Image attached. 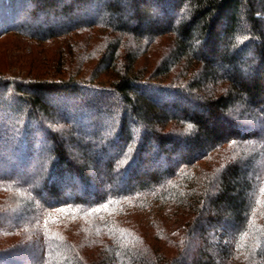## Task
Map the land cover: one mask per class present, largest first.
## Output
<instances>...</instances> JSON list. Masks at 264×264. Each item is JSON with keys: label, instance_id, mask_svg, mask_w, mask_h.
<instances>
[{"label": "trees", "instance_id": "obj_1", "mask_svg": "<svg viewBox=\"0 0 264 264\" xmlns=\"http://www.w3.org/2000/svg\"><path fill=\"white\" fill-rule=\"evenodd\" d=\"M13 36L0 264H264V0H0Z\"/></svg>", "mask_w": 264, "mask_h": 264}, {"label": "rangeland", "instance_id": "obj_2", "mask_svg": "<svg viewBox=\"0 0 264 264\" xmlns=\"http://www.w3.org/2000/svg\"><path fill=\"white\" fill-rule=\"evenodd\" d=\"M151 13L154 16H156V13L155 12H151ZM92 17L94 19H96L98 16L95 14ZM127 20H128V18H127ZM20 22H21L20 24L23 27H25V28L27 27V28H30L31 30L33 28L34 29L37 28V25H31L32 23L30 21H21L20 20ZM57 22L58 21L55 22V25L59 23V22L58 23ZM7 48L10 50V52H6V55H4V50H6ZM22 48H25L24 49V52L27 53V52H29V50H30L31 47L30 46H27L26 43H25V41H23V39L21 37H17V36L14 37L13 36V37L7 38V40H5V41L3 40V42L2 41L0 42V75L1 74H5V73H9L12 76L25 77L26 71L25 70H21V68H20L21 67V64L19 63V61L21 60V56L23 55V53H22L23 50H21ZM141 92L142 93H146V94H149L150 93V91L147 90V89H143V90H141ZM97 94L98 93L95 90H93L91 92H89V91L82 92V95H88L89 97L91 95L93 96V95H97ZM105 96H106V98L109 101L108 104H106V105H112V104H115V102L116 103L119 102L118 98L114 97L112 94H106ZM111 97H113V100L111 99ZM235 112H236V114H238V116L241 117V115H242V107L240 106L238 109L235 110ZM50 113L52 114V116H55V117H59V116L63 117V115L61 114L60 111H57V112L56 111H52ZM261 116H262V118H264V115H261ZM71 121L73 123H76V121L74 119L73 120L71 119ZM249 121H250V124H251V121L252 120H249ZM105 125L107 126V122L105 123ZM76 141L78 142L77 143L78 145H81V140H76ZM71 149H72V151L74 152V154L77 157H79L80 159H83L84 158L83 157V154H81L80 152H78L76 147H74V148L71 147ZM84 155H87V153H84ZM84 161H86V160L84 159ZM89 167L92 168V169H94L92 166H89ZM97 170L100 171L101 168H97ZM242 177H244V175H242ZM191 257H193L194 259H201V256L200 255H196V254L191 255Z\"/></svg>", "mask_w": 264, "mask_h": 264}]
</instances>
